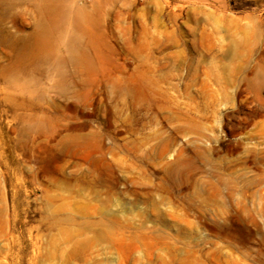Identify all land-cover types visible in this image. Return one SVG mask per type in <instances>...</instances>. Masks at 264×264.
<instances>
[{
  "label": "rangeland",
  "instance_id": "rangeland-1",
  "mask_svg": "<svg viewBox=\"0 0 264 264\" xmlns=\"http://www.w3.org/2000/svg\"><path fill=\"white\" fill-rule=\"evenodd\" d=\"M62 10L0 0V264H264V0Z\"/></svg>",
  "mask_w": 264,
  "mask_h": 264
},
{
  "label": "bare ground",
  "instance_id": "bare-ground-1",
  "mask_svg": "<svg viewBox=\"0 0 264 264\" xmlns=\"http://www.w3.org/2000/svg\"><path fill=\"white\" fill-rule=\"evenodd\" d=\"M49 3L53 8V14L55 15V19H53V25L55 28H58L64 35L62 40H67L71 44H73L71 49L72 59L76 62H82L84 59V55L82 50L80 49V36L77 33L74 25L71 22L72 16L64 12L63 9V0H45ZM51 29V28H50ZM50 33L51 31L48 30ZM50 33L46 35L43 39H41L39 48L43 50H47L51 47ZM45 34V32H44ZM47 34V33H46Z\"/></svg>",
  "mask_w": 264,
  "mask_h": 264
}]
</instances>
